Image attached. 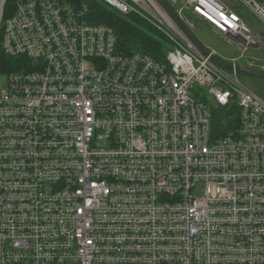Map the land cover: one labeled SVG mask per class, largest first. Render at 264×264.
I'll return each instance as SVG.
<instances>
[{
  "label": "built area",
  "instance_id": "2783aa9c",
  "mask_svg": "<svg viewBox=\"0 0 264 264\" xmlns=\"http://www.w3.org/2000/svg\"><path fill=\"white\" fill-rule=\"evenodd\" d=\"M101 1L152 23L165 59L119 54L86 4L12 0L6 15L0 0L1 50L27 60L0 72V264H264V99L237 71L264 72L246 56L264 47L248 18L264 28V0L169 1L231 61L156 0ZM216 110L239 116L225 136Z\"/></svg>",
  "mask_w": 264,
  "mask_h": 264
},
{
  "label": "trees",
  "instance_id": "16d2710c",
  "mask_svg": "<svg viewBox=\"0 0 264 264\" xmlns=\"http://www.w3.org/2000/svg\"><path fill=\"white\" fill-rule=\"evenodd\" d=\"M169 5V1L165 0ZM77 9L87 5L85 20L91 25H104L112 28L117 36L119 54L132 56L135 52L146 53L158 60L165 59V52L169 48V40L152 23L137 16L136 14L123 15L101 0H67ZM13 5L8 0L5 14ZM26 59L8 57L1 50L0 45V72L18 71L26 68ZM215 133L225 136L233 126L239 123L237 113L232 115L228 110H216L214 112ZM236 116V117H232Z\"/></svg>",
  "mask_w": 264,
  "mask_h": 264
},
{
  "label": "rangeland",
  "instance_id": "374dc122",
  "mask_svg": "<svg viewBox=\"0 0 264 264\" xmlns=\"http://www.w3.org/2000/svg\"><path fill=\"white\" fill-rule=\"evenodd\" d=\"M171 1V0H168ZM185 0H180V5L184 3ZM189 14V13H188ZM190 15V14H189ZM251 21L255 30H257L258 35L262 37L264 41V28L259 22H256L251 17H248ZM194 28L193 33L195 37L209 50H215L218 52L219 57L231 61L234 58H238L241 56V53L237 51V48L234 45H231L229 42L224 40L219 34L214 32L209 26H207L203 22H193ZM247 58L251 60H255L260 63H264V47L261 49L253 48L246 55ZM242 66H245V61L242 62ZM247 69L259 70L262 72L263 69L255 68V67H247ZM239 79L241 84L253 94L259 96L264 99V79L255 78L249 76L245 73L239 72ZM7 85V77L4 74L0 75V91L5 89ZM200 188H203V185L199 186V189L196 190V195L201 196L202 193Z\"/></svg>",
  "mask_w": 264,
  "mask_h": 264
},
{
  "label": "water",
  "instance_id": "95a60500",
  "mask_svg": "<svg viewBox=\"0 0 264 264\" xmlns=\"http://www.w3.org/2000/svg\"><path fill=\"white\" fill-rule=\"evenodd\" d=\"M156 1L164 9V11L171 17V19L182 29V31L187 35V37H189V39L192 40V42L197 46V48L201 52L206 54L207 52L203 44L195 37L193 32L190 30V28L184 22L181 21V19L174 12V10L170 7V5L165 0H156ZM214 62L220 67L227 68V69H233V66H231L230 64L219 62L218 60H215ZM237 71L245 73L255 78L264 79V72L247 69L243 67H238Z\"/></svg>",
  "mask_w": 264,
  "mask_h": 264
}]
</instances>
